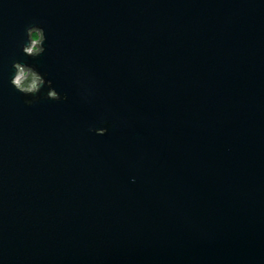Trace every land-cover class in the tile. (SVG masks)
Returning a JSON list of instances; mask_svg holds the SVG:
<instances>
[{"label": "water", "instance_id": "water-1", "mask_svg": "<svg viewBox=\"0 0 264 264\" xmlns=\"http://www.w3.org/2000/svg\"><path fill=\"white\" fill-rule=\"evenodd\" d=\"M0 264H264V0H0Z\"/></svg>", "mask_w": 264, "mask_h": 264}, {"label": "rangeland", "instance_id": "rangeland-1", "mask_svg": "<svg viewBox=\"0 0 264 264\" xmlns=\"http://www.w3.org/2000/svg\"><path fill=\"white\" fill-rule=\"evenodd\" d=\"M33 38H34V40L37 42V41L39 40V36H38V34H37V33L33 34ZM33 50H37V47L35 46V47L33 48Z\"/></svg>", "mask_w": 264, "mask_h": 264}]
</instances>
